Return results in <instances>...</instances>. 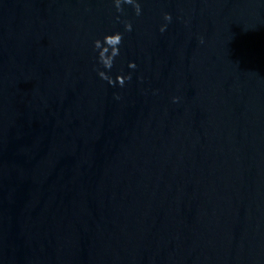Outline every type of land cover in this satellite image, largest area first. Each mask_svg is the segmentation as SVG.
I'll list each match as a JSON object with an SVG mask.
<instances>
[{"label":"water","instance_id":"1","mask_svg":"<svg viewBox=\"0 0 264 264\" xmlns=\"http://www.w3.org/2000/svg\"><path fill=\"white\" fill-rule=\"evenodd\" d=\"M0 264H264V0H0Z\"/></svg>","mask_w":264,"mask_h":264}]
</instances>
